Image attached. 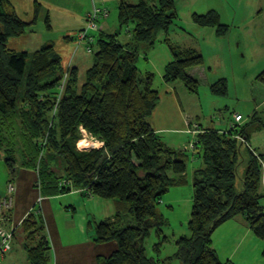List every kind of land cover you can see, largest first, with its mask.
<instances>
[{"label":"trees","instance_id":"16d2710c","mask_svg":"<svg viewBox=\"0 0 264 264\" xmlns=\"http://www.w3.org/2000/svg\"><path fill=\"white\" fill-rule=\"evenodd\" d=\"M43 1L32 0L33 22L41 15ZM117 7V33L100 34L95 44H89V50L96 48L95 60L84 81L79 85V72L76 68L70 70L68 83L57 100L49 95L61 83L62 75L55 78L59 56L51 45L32 54L9 48V40L23 36L27 24L11 0H0V147L7 136L11 148L5 150L8 157L3 161L9 176L13 179L20 159L23 166L37 170L42 194L85 190L86 194L114 203V215L97 223L94 233L97 243L115 242L116 250L108 257H99L97 264H167L171 258L163 263L155 258L167 238L153 247L154 257L147 256L145 240L152 227L161 236L162 228L167 226L156 208L170 188L186 184L190 155L167 147L152 130L149 119L159 103L155 75L142 74L137 64L140 54L150 51L159 34H167L179 15L174 0H137L135 4L119 0ZM98 9L105 10L108 17L107 8ZM191 18L198 27L214 29L217 36L227 32L215 11L193 14ZM48 20L45 23L49 29ZM123 34L128 41H119ZM167 39L172 60L164 67V82H180L196 94L199 82L189 71L203 66L202 56L195 49L173 46ZM255 81L264 85V70ZM22 85L24 93L19 99ZM210 90L225 96V81H217ZM51 112L53 116L48 118ZM252 119L256 121L255 115ZM80 129L102 147L80 151ZM237 134L245 138L243 131L236 129L228 133L202 129L195 136L194 147L203 168L194 172L192 181L187 223L190 236L176 242L178 249L173 257L181 264H234L221 261L212 248L211 237L224 223L239 216L264 244V211L260 205L264 198V155L246 148L243 190L237 193L234 179L243 146L234 139ZM44 150L52 162L63 161L61 175L46 167ZM127 217L131 222L125 225ZM20 231L29 264H49L50 244L38 210L25 217Z\"/></svg>","mask_w":264,"mask_h":264},{"label":"crops","instance_id":"0c3cea01","mask_svg":"<svg viewBox=\"0 0 264 264\" xmlns=\"http://www.w3.org/2000/svg\"><path fill=\"white\" fill-rule=\"evenodd\" d=\"M84 1L87 2V6L81 8L82 9L81 13L83 15H81L79 13L80 11H78L80 7L76 5L75 7L76 11L75 10L73 11L72 9L66 7L67 5L64 0H56V2H59L66 6L58 5L57 3H54L52 0L43 1L42 4L47 8L46 10L49 14V17L53 19L52 28L51 29L49 28V31L53 32L56 28L59 30L65 29L66 34H69V32L73 31L74 29L70 27L71 23L65 24L64 21L66 19L74 18L76 19L75 24H77V26L75 27L74 30L75 32L72 34L75 35L76 32L85 30L84 19L87 20L86 16L91 13L93 8L109 9L110 6H107V4L116 3L117 5L119 2V0H84ZM174 1L175 4H177L176 0ZM250 1L251 3L254 4L255 2H257V4L260 5L259 6L260 8L258 6L254 7V11L251 10L250 12H248L250 13L249 15L245 12L247 14L246 17L244 15L243 17H240L241 14H238V12L231 13L230 18H232V20L235 19L237 20V18L240 17L238 19L239 26L245 27L242 31L250 36L249 37L250 42L248 41L246 48L248 49L250 48V46H252L249 43H252V41L256 40L254 39L255 38L254 34L256 33L257 35L259 34L260 36L259 40L262 49L261 51L264 52V9H263L264 0H247V3L249 4ZM13 6L16 12L18 10L17 8L24 7L25 9L19 10L18 12L19 15L23 17L27 16V18L25 17V19L32 18L33 15L32 0H16V3ZM68 6L70 7V5ZM176 7H178L179 9V6L176 5ZM84 9H86V11H84ZM177 12L179 15V19L177 21L182 23L185 22V24L191 30L190 32H186L188 37L196 38L194 34L195 32H199V31H204L203 36L208 34L209 36L210 35L217 36L215 30L212 28H206L205 30H203V28L201 27L197 28L198 26L193 23L191 18L192 15L196 13L190 11L189 12L190 15L188 16L187 14V16H185L182 15L179 12V10H177ZM106 21H108V19L103 20V22L100 24L101 34L102 31L106 29L111 30V28H109V23ZM200 28L202 30H200ZM106 32L110 33L109 31ZM168 34L169 32L167 34L160 33L157 38V41L150 49V51H148L146 54L144 53L140 54V60L137 64L138 69L142 74L153 73L155 75V82L157 80L159 81V85L157 88L155 87V83H154V89L159 93V103L156 106L155 110L153 111L152 115L150 116L149 124L151 125L152 130L160 137L161 141L167 147H170L174 150L187 151V153L189 152L193 157L192 162L195 163L198 166L197 169H199V168H203V162L198 154V149L194 147V142H195V136L198 133H200L202 129L203 130L211 129L221 133H228L230 130L233 129L239 131L242 130L245 136V140L248 144L249 140L255 137L256 134H261L262 131H264V127L259 128L260 125L263 124V122L259 119L260 120L259 126L253 127L254 131L251 133V135H249L246 134V131L244 130L247 124L244 125V123H242L243 118H241L239 122H236L234 117L235 125L234 124L226 125L227 118H223V119L219 118V120H217V117H215V115L212 116L215 118L209 120L206 117V114H204L200 108L201 102H195V100H193L192 98V97H198V91L196 94L190 93L184 88V86L180 82L165 83L163 80L164 67L172 60L171 55L167 48V43L165 42V39L169 38ZM26 35L27 34L23 35L18 39L9 40L8 43L9 48L15 51L33 52L35 48L32 49L31 46L37 47L42 44L39 41L33 43V38ZM228 35H230L228 39H231L230 40L231 43L232 42L235 43L237 33L234 36L233 34L231 35L227 31L225 35L220 36L223 37L220 39H224V36H228ZM167 40L169 41V39ZM219 41H225V40H219ZM170 44L183 49L191 48L188 45L189 43H182V44L177 43L176 45H174V43H170ZM227 46L231 47L232 45H227ZM70 49H72L71 46L67 51V57H66L67 59L65 62H68V58L72 57V60L69 63H71V65L74 66V68H76L78 72H80V67H83L82 70L88 67V65L86 66V62H85L86 58L81 56V54L84 53H81V50H79L80 48L77 49L74 48V50H72V53ZM191 49H193V47ZM195 50H198L202 53V50L199 48H196ZM261 57L264 60V55H261ZM237 58L239 59V56H237ZM260 67L261 66H259V68ZM204 70L205 68L202 67L195 68L190 70L189 74L193 78L198 80V82L204 81L206 87L209 90V86L214 84L216 80H219L218 78L215 79L218 74L215 72L216 75L215 78L208 79L206 77ZM220 101L221 100L214 102L215 105L214 107H212L213 112L217 110L216 108L218 104L221 103ZM262 105H264V100H263V104H261L260 106ZM202 118H206L209 120L208 127H203L201 125ZM186 136L189 137L188 141L185 140ZM253 144L255 145L254 142ZM3 159L4 158L0 156V163H2L4 167L0 173L1 175L0 196L3 195V190H5V186L7 182H9L10 180L14 182L16 188L13 196V206L9 213L10 221L8 222V225L11 228L20 229V224L25 219V217L30 212L38 210L45 224L47 240L50 244L51 251L49 253L50 255L49 264H97L99 257H108L116 250L115 242L104 243V244L97 243L95 241V233H94V227L97 223L109 219L114 215L115 210H114V203L112 201L101 200L99 198L91 196V194L83 195L82 193H78L75 190H72L71 192L66 194H57L51 196L42 194L40 187L38 186L39 175L36 169L28 168L23 166L21 163H17V166L15 167L16 172L12 179L9 176L7 167ZM18 161H20V159ZM197 169H195L192 173V181H193L194 172L197 171ZM185 177H187L186 174L184 176V180ZM178 193L179 194L176 197L168 198V202L174 200V201H179V203H182L184 197L181 194L182 193L188 194L189 191L184 192L182 189H179ZM191 203H192V198H191ZM262 209L264 211V207H262ZM234 222L238 223L237 220H235ZM224 224L213 233L211 237L212 248L214 249V251L217 253L218 257L221 260H228L232 262L234 261L235 263L238 262L243 263L244 262V260L242 262L243 258L238 257L237 250L234 247H231L229 249L225 247L226 241L223 237L224 234L219 236L220 230L222 229L224 230L223 228ZM245 227L246 228L244 233L242 234V237L244 239L247 238V242L238 239L239 244H241V246L244 247V250L246 249V246H248L249 244H255L259 242L258 239L253 234H251V231L249 230L246 223H245ZM15 233L11 243V250L4 256L2 260H0V264H14L13 260L15 259V256L12 254H13V243L15 239ZM249 238L251 239V241L248 242ZM22 241L24 243V236L22 237ZM23 243L21 244L20 247L21 250L23 251V254H21V258H23L24 264H29L26 253L23 249ZM262 245L264 248V244ZM245 253L246 255H248V252ZM250 255L251 254H249V258ZM253 260H254V264H263L264 255L254 256L252 259L249 260L248 264H252L250 261Z\"/></svg>","mask_w":264,"mask_h":264},{"label":"rangeland","instance_id":"374dc122","mask_svg":"<svg viewBox=\"0 0 264 264\" xmlns=\"http://www.w3.org/2000/svg\"><path fill=\"white\" fill-rule=\"evenodd\" d=\"M54 3H57L61 6H66L73 11L76 7H80L78 11L81 15V8L87 6V2L84 0H64L66 2V5H63L59 2H56V0H52ZM129 3L135 4L137 0H127ZM177 6H179V9L177 7V10L182 15L188 16L190 15L189 12L196 13L197 15L206 14L208 11H216L219 16L222 23L227 25V31L232 35L236 37V42L231 43V39H228L230 35L224 36V39H220L223 37L220 36H213V35H205L203 36L204 31L195 32L196 38L188 37L186 32H190V28L185 24V22H175L173 26L169 29V41L170 43H174L176 45L177 43H189V47H193V49L199 48L202 50V53L198 50H196L203 58V66L202 68H205V74L208 79H214L215 78V72L218 74L215 79L224 80L226 83V91L225 96H218L214 95L209 86V90L206 87V84L204 81L199 82V90H198V97H192L195 102H201V110L204 114H206V117L211 120L215 117H217V120L219 118H227L226 119V125L234 124V117L235 115H240L243 118L242 123H244L246 134L251 135V133L254 131L253 127L259 126L260 120L264 124V85L259 84L255 81V76L262 70H264V60L262 59L261 55H264V52L261 50L260 46V40H259V34H254L255 41H252L250 48H246V45L248 41L250 42V36L245 34L242 30L245 27L239 26V18L243 17V15L246 17L247 14L249 15L251 10L254 11V7H259L260 5L257 4V2L254 3H247V0H176ZM16 3V0H11L12 6ZM70 5V7L68 6ZM118 5V4H117ZM117 5L114 4H107V6H110L108 11L109 13L108 17H98L95 20V28L90 29L89 28V22L85 20V30L90 29V32L86 33V36L84 40L80 39V35H83L84 31L76 32V34H72L75 31V27L77 24H75L76 19L70 18L66 19L64 21L65 24L71 23V28L74 29L73 31H68L69 34H66V30L62 29H55L53 32L49 31L47 28V22H49V28H52V21L53 19L49 17V14L47 12V8L42 4L43 10L41 12V15L39 16L38 20L36 22H33V15L32 18L25 19L27 16H21L19 15L20 9L23 8H17V14L20 17L21 20L27 24V27L25 29L26 36H30L33 38V43L36 41H39L42 43L41 45L34 47L31 46L32 49H34L33 52L39 51L42 47L51 45L53 47V50L55 53L59 56V64H58V70L57 75L55 78H57L60 75H62L61 83L58 85L54 91H52L49 95L51 99H54L56 96V99L58 100L60 95L63 94L64 89L66 87V84L68 83V75L69 71L75 69L74 66L69 63L72 60V57L68 58V62L66 61L67 57V51L69 50L70 46L72 50L74 48H80L82 57L86 58V66L88 67L93 63L95 60L94 52L96 48L90 49L89 44H95L96 38L99 37L101 34L100 32V24L103 22V20H107L106 22L109 23V28L111 30L106 29L102 31V34L104 35H115L117 33ZM33 6V4H32ZM14 8V6H13ZM260 8V7H259ZM33 9V8H32ZM95 8L92 9L91 13L93 12ZM264 9V6H263ZM15 10V9H14ZM86 11V9H84ZM238 12V14H241L240 17L237 18V20H232L230 18L231 13ZM243 12V13H241ZM247 14H246V13ZM29 14V13H28ZM87 15L88 17L90 16ZM86 18L88 19V17ZM221 23V24H222ZM29 24V25H28ZM223 24V25H224ZM63 28V27H61ZM199 28V27H197ZM206 28H203L205 30ZM200 30H202L200 28ZM98 31V32H97ZM106 31H109L110 33H107ZM34 32V33H33ZM95 32V33H92ZM259 33V32H257ZM24 34V35H25ZM32 34V35H29ZM22 37V36H21ZM18 39V38H15ZM225 40V41H219V40ZM92 40V41H91ZM119 41L126 42L128 41L126 35L120 36ZM172 41V42H171ZM70 44V45H68ZM227 45H232L231 47ZM89 50V51H88ZM26 52V51H25ZM33 52H27L29 54H32ZM262 52V53H261ZM239 56V59L237 58ZM92 61V62H91ZM263 62V63H261ZM259 66H261L259 68ZM88 67L84 68L80 67V72L78 73V84L80 85L85 78L86 71L88 70ZM82 70V71H81ZM216 80L214 83H216ZM159 85V81L157 80L155 82V87L157 88ZM57 91V93H55ZM24 93V85L20 88V95L19 99L23 96ZM221 98V99H219ZM43 99V98H41ZM56 100V101H57ZM221 100L220 104L217 106V110L213 112V108L215 105V101ZM55 102V101H54ZM155 110V109H154ZM253 114L256 117V121L252 122V116ZM49 116H53V112L48 113ZM215 115V117H212ZM221 115V116H220ZM220 116V117H219ZM47 118V119H48ZM206 118H202L201 125L203 127H208L209 120ZM260 119V120H259ZM228 127V126H227ZM260 126L259 128H261ZM256 129V128H255ZM81 136V142L77 143V147L80 151H87L92 149L93 146L90 136H88L82 129H80ZM1 138V136H0ZM4 140L2 141V146L0 147V156L5 159V157H8V154L5 152V150H8L11 148L9 138L4 135ZM189 137L186 136V141H188ZM239 143H242L243 146H240V152L239 156L237 158V164H236V176L234 179V188L235 191L241 192L243 190L242 186V180L244 178L245 174V168H246V161H247V147H250L252 150H254L257 154L264 155V131H262L261 134H256L255 137H253L251 140H249L248 144L240 134L235 135V138ZM87 140V142L85 141ZM95 140V139H94ZM44 141V140H43ZM255 145L253 144V142ZM19 145H22L20 142ZM41 143H39L40 145ZM43 145V144H42ZM22 147V146H21ZM96 148V147H95ZM35 149L32 147L29 149L31 153L34 152ZM189 153V152H188ZM44 154V163L47 165L49 169H52L57 172L58 175L62 174L63 169V161L57 160L51 161L50 159H47V153L46 150L43 151ZM190 154V153H189ZM10 157V156H9ZM12 157V156H11ZM14 157L18 160L19 154L16 152ZM192 155L190 154V160L186 164L187 170L185 180L187 182L186 185L180 186V187H172L169 189L168 193L163 197L162 202L157 206L156 213L157 215L162 216L164 220L167 221V226L162 228V234L161 236H157L155 233V230L151 228L150 234L145 240V248H146V254L148 257H154L155 253L153 251V247L159 243L160 240H162L164 237L167 238V241L164 243V246L160 249L159 253L157 254V261L159 263H163L168 258H171V261H169L167 264H181V262L174 258V254L177 252L178 246L176 245V242L181 237H189L190 234L187 230V223L190 216V210H191V198L193 197V184H192V173L195 169H197V165L192 162ZM195 162V161H194ZM19 163V161H18ZM43 163V164H44ZM17 166V165H16ZM3 164L0 163V173L3 170ZM1 176V175H0ZM1 179V178H0ZM12 181V180H10ZM8 184V182H7ZM6 184V186H7ZM5 186V188H6ZM179 189H182L184 192L189 191L188 194L182 193L184 200L182 203H179V201H171L168 202V198L176 197L179 193ZM16 190V188H15ZM4 192V190H3ZM78 193H82L86 195L85 190L83 191H76ZM15 193V191H14ZM260 204L262 207H264V198L261 199ZM238 218V219H237ZM241 219V220H239ZM232 220H237L238 223H235ZM231 221L224 224V230H220L219 236L223 235L226 243V248L234 247L237 250L238 257H242L243 263H233L235 264H248L249 260L252 259L254 256H261L263 252V243L261 241L255 243V244H249L246 246V249L244 250V247L239 244L238 239L247 242V238H243L242 234L245 231V221L242 217H236V219H232ZM130 218L127 217L124 221L125 225H128L130 223ZM7 228L10 229L9 225H7ZM15 229V228H14ZM16 230V229H15ZM14 230V232H15ZM15 233V239L13 243V254L15 256V259L13 260L14 264H24L23 258H21V254H23V251L21 250V244L22 241V233L20 229H17ZM251 234H253L251 232ZM252 237V235H251ZM251 241L249 238L248 242ZM228 245V246H227ZM230 252V250H229ZM245 252H248V255H246ZM249 254L250 258H249ZM226 261V260H221ZM228 261V260H227ZM252 264H254V260L250 261ZM264 264V262H263Z\"/></svg>","mask_w":264,"mask_h":264},{"label":"built area","instance_id":"2783aa9c","mask_svg":"<svg viewBox=\"0 0 264 264\" xmlns=\"http://www.w3.org/2000/svg\"><path fill=\"white\" fill-rule=\"evenodd\" d=\"M107 12L102 9L95 8L88 17L87 21L89 22V28L94 29L95 28V20L98 17H106ZM83 30L84 34L80 35V39L84 40L86 33L90 32L91 30ZM92 41V40H91ZM241 116L236 115L235 121L239 122L241 120ZM235 138V136H234ZM92 142V149H98L102 147V143L98 142L97 140L91 139ZM87 142V140H85ZM81 142V140H80ZM96 147V148H95ZM65 182H61V186H64ZM15 191V184L13 181H9L3 195L0 196V260L4 258V256L11 250V243L14 236V228H7L8 222L10 221L9 213L13 206V196Z\"/></svg>","mask_w":264,"mask_h":264}]
</instances>
